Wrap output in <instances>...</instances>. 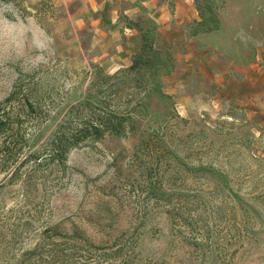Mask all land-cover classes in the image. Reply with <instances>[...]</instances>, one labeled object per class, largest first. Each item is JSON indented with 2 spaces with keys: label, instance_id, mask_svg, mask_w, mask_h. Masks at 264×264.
I'll return each mask as SVG.
<instances>
[{
  "label": "rangeland",
  "instance_id": "obj_1",
  "mask_svg": "<svg viewBox=\"0 0 264 264\" xmlns=\"http://www.w3.org/2000/svg\"><path fill=\"white\" fill-rule=\"evenodd\" d=\"M0 264H264V0H0Z\"/></svg>",
  "mask_w": 264,
  "mask_h": 264
},
{
  "label": "trees",
  "instance_id": "obj_2",
  "mask_svg": "<svg viewBox=\"0 0 264 264\" xmlns=\"http://www.w3.org/2000/svg\"><path fill=\"white\" fill-rule=\"evenodd\" d=\"M198 11H199V17L200 20L197 21V25L199 28L194 29V34L198 32H209L211 29L217 27V18L214 13L210 10L209 13H205L202 11V9L199 7L198 4ZM211 18L216 19V24L214 26H210L209 22L211 21ZM152 52V53H151ZM157 56V50L153 47V42L151 39L148 40L147 35L144 33L142 34V42L140 46V51L135 53L131 60V65L125 67L123 71L125 73H128L129 76H135L138 75L139 72L143 70L145 72L146 70L150 69L152 65H156L159 63V57H156L155 60H153V57ZM154 61V62H153ZM150 71V70H149ZM116 75V73L112 75H106L103 76L104 78H112ZM145 74H142L141 78L144 82L149 81V79L146 77ZM100 91L95 90L94 93V99L90 98L85 100L84 102H80L75 106V109H86L89 110V112H92L93 115H90L89 117H92V120L90 122V125H83V133L86 135L88 133L90 136H102L104 133L108 132L110 134L118 136L121 134L120 130L123 126V121L127 118L131 117V112L129 111H118L115 109H107V105L104 103V98L99 94ZM72 108L68 110V112L63 116L61 122L57 125L58 130H55V134L61 132L63 129V125L70 122V116L72 115ZM85 119H87L85 117ZM124 127V126H123ZM52 141V139H49V141ZM56 140V137L53 139V142ZM58 143V145L66 142L62 141H55ZM55 150V149H54Z\"/></svg>",
  "mask_w": 264,
  "mask_h": 264
},
{
  "label": "crops",
  "instance_id": "obj_3",
  "mask_svg": "<svg viewBox=\"0 0 264 264\" xmlns=\"http://www.w3.org/2000/svg\"><path fill=\"white\" fill-rule=\"evenodd\" d=\"M132 57V56H131ZM131 59V58H130Z\"/></svg>",
  "mask_w": 264,
  "mask_h": 264
}]
</instances>
